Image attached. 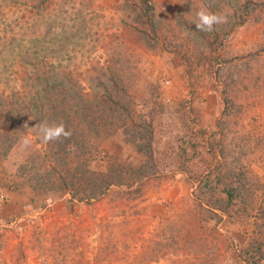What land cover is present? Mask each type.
Instances as JSON below:
<instances>
[{
  "label": "rangeland",
  "instance_id": "374dc122",
  "mask_svg": "<svg viewBox=\"0 0 264 264\" xmlns=\"http://www.w3.org/2000/svg\"><path fill=\"white\" fill-rule=\"evenodd\" d=\"M149 1L154 35L139 0H0V264H264V0ZM201 6L228 22L197 31ZM54 81L90 100L117 87L127 121L152 124L158 173L72 198L75 169L146 157L104 99L101 118L88 107L100 135L69 125L73 137L41 143L33 127L55 124L41 99ZM72 106L59 107L61 122ZM204 176L240 181L242 193L216 210L196 199Z\"/></svg>",
  "mask_w": 264,
  "mask_h": 264
},
{
  "label": "trees",
  "instance_id": "16d2710c",
  "mask_svg": "<svg viewBox=\"0 0 264 264\" xmlns=\"http://www.w3.org/2000/svg\"><path fill=\"white\" fill-rule=\"evenodd\" d=\"M140 2V7L143 9L145 17L148 19L150 23V31L154 35L156 29L154 28V13H153V6L151 5L149 0H139ZM149 29H144L142 31H139L141 33V39L143 42H145V45H147L149 48H153L154 45L152 43L153 37H150L151 34ZM123 64V63H120ZM110 85V84H109ZM114 85H116L114 83ZM49 86V85H48ZM47 87H44L43 89V94H42V102L47 103V101L51 102L54 104V114L53 117L51 116L49 120L52 118L55 120V124H60L63 123L61 122L66 115V112H62L63 110L60 111V109L63 108V103H67L69 100H73L75 102L76 106H72V116H73V121H68L67 123H63L65 125L66 130L69 129V125L72 126L74 129L80 128L81 132L80 135L82 136L85 132H96L97 135H100V133L97 131L98 129V123H96L97 117L92 116L93 120L90 119L89 116L91 111L88 108L91 106L93 109L97 111V114L99 118L102 117V113L99 112L101 109L105 115L106 113V108L101 106L100 102L104 101L107 103H113L115 106V110H109L111 112L108 116L112 120H117L115 117L116 114H125L124 119H122L123 123V135L125 137V142L129 145H131L137 153H140L141 155H144L146 157V160L143 164H141L140 167L138 168H132L128 167L125 169H108L105 173H98L95 172L94 170L87 168L78 171V169H75L72 173H68L69 176V184L71 185L70 189H68L69 192H71V197L72 198H77V194L79 191L84 192V198L79 197V200L86 199V200H91V199H100L102 198L105 193L108 191L110 187H125V188H131L133 183L139 184L140 180L149 176L154 175V173H158V167L155 164V150L153 146V140H152V134H153V129H152V124L150 122H144V125H134L131 124V121H127L129 119V112H128V107L125 105L123 106L122 103H115V101L112 100V96H117L118 98V92H117V87H103L104 93L103 97L99 98H94L92 100L86 99L85 97H82L79 93H75L72 90H65L66 88L64 87V83H60L57 81H54L50 89ZM108 86V85H107ZM51 93L55 94V98L51 97ZM39 94V93H38ZM78 94V95H77ZM40 95V94H39ZM79 96L81 97L79 99L80 105H82L81 108H77L78 104L76 103L75 97ZM71 97V98H67ZM59 98V100L57 99ZM62 107V108H59ZM101 107V108H100ZM76 108V109H75ZM75 109V110H74ZM62 112V113H61ZM111 125V124H110ZM112 126V125H111ZM71 131V130H70ZM73 137L75 134L78 132L71 131ZM90 134V133H89ZM76 174V175H75ZM59 180L66 181L62 176H58ZM127 179H132L131 183H127ZM199 191L196 196V199L199 200L202 198L205 201L214 200L216 201L217 205L211 204L210 207L223 211L225 209V206L232 202L235 198H239L240 194L242 193V188L243 185H241L240 181H230V183L224 184L223 182L219 184V182L212 181L209 176H204L203 178H199ZM224 184V188L219 191L220 186ZM80 186H85V188L80 189ZM137 191L140 189L137 188ZM80 194V193H79ZM256 227H264V221L256 220L255 222Z\"/></svg>",
  "mask_w": 264,
  "mask_h": 264
},
{
  "label": "clouds",
  "instance_id": "9594fccd",
  "mask_svg": "<svg viewBox=\"0 0 264 264\" xmlns=\"http://www.w3.org/2000/svg\"><path fill=\"white\" fill-rule=\"evenodd\" d=\"M228 18L226 15L217 14L209 11L207 7L201 6V9L196 13V21L194 22L195 29L201 32H211L215 29V26L226 24ZM27 127V125H25ZM39 130L38 139L43 144H48L53 141H60L61 138L67 140L71 137L72 132L66 130L63 123L49 124L47 121H42L36 124L35 127ZM33 141V137L24 136L22 138V145L24 147H30Z\"/></svg>",
  "mask_w": 264,
  "mask_h": 264
}]
</instances>
